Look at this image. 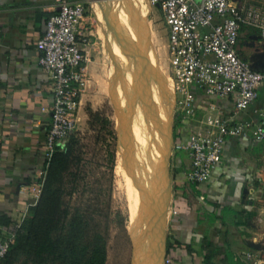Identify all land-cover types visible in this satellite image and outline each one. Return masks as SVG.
Instances as JSON below:
<instances>
[{
	"label": "crops",
	"instance_id": "obj_1",
	"mask_svg": "<svg viewBox=\"0 0 264 264\" xmlns=\"http://www.w3.org/2000/svg\"><path fill=\"white\" fill-rule=\"evenodd\" d=\"M234 1L240 7L264 5V0ZM109 3L110 0H86L81 31L90 37L88 83L77 111L79 133L89 128L88 107L103 110L113 73L111 65L121 55L120 38L124 40V30L118 21L123 16L131 18L129 9L119 12ZM145 5L150 21L165 29L163 44L169 55V30L162 12ZM57 8L56 0H0V216L6 215L13 226L24 224L34 207L22 187L46 171L44 144L54 99L52 80L39 63L42 53L38 43ZM241 34L247 36L239 39V54L252 63L264 54V40L252 28L243 27ZM123 49L121 62L126 47ZM197 97V119L186 123L176 116L180 124L173 127L166 261L264 264V141L230 137L222 161L207 183L193 185L186 177L191 165L188 147L193 128L206 127L202 122L207 114L243 122L251 129L256 127L257 111L264 105V87L258 100L239 113L235 112L233 97L215 99L198 94ZM248 253L252 257H246Z\"/></svg>",
	"mask_w": 264,
	"mask_h": 264
},
{
	"label": "built area",
	"instance_id": "obj_2",
	"mask_svg": "<svg viewBox=\"0 0 264 264\" xmlns=\"http://www.w3.org/2000/svg\"><path fill=\"white\" fill-rule=\"evenodd\" d=\"M57 11L48 19L38 43L39 63L52 80L54 102L44 144L45 159L64 149L77 133V111L87 87V48L89 35L81 31L86 0H56ZM158 7L169 30V61L177 117L192 123L197 119V94L206 98H235V112L248 109L264 87V72L255 70L238 51L243 27L255 29L264 40V5L240 7L234 0H147ZM259 123L249 128L243 122L224 120L207 114L206 127L193 128L188 149L191 165L186 172L189 183H207L221 163L225 143L230 137H252L264 141V105ZM46 171L39 179L24 185L35 206L43 191ZM21 223L14 225L20 229ZM16 241V235L0 229V259ZM246 257H252L246 254ZM170 261L167 260L168 264Z\"/></svg>",
	"mask_w": 264,
	"mask_h": 264
},
{
	"label": "rangeland",
	"instance_id": "obj_3",
	"mask_svg": "<svg viewBox=\"0 0 264 264\" xmlns=\"http://www.w3.org/2000/svg\"><path fill=\"white\" fill-rule=\"evenodd\" d=\"M145 3L147 4V0H110L109 3L119 12L120 9L121 11L126 9V12L129 9L132 19L123 16L118 21L124 30V40L120 38L121 55L111 65L113 73L103 107V110L110 115L118 135L112 207L114 211H122L125 222V228L117 224H109L102 228L109 248L107 264H133L135 250L137 252L140 248L141 250L137 253H143L145 257L150 258L155 252L157 258L155 263L166 264V214L167 206L170 208L172 201L170 157L172 159L173 127L178 112L174 99L169 55L163 44L162 34L165 33V29L163 25L160 28L159 24L150 21ZM155 8L158 9V7ZM246 36L247 34H241L240 39L244 40ZM123 46L126 47L125 59L121 62ZM123 102L130 108L131 116L124 130L125 135L121 136L118 108ZM159 119L164 121L165 136L160 132L162 124ZM87 133L88 129L82 132V134ZM89 137L84 141L87 161L84 168L80 170L90 171L86 180L89 188L85 186V189L88 191L99 189L96 194L101 195L100 198L103 201H107L101 191L110 185L111 164L103 145H95L92 135ZM125 144L133 148L132 153L124 154L127 152ZM96 180L98 183L95 182ZM79 189L81 190L82 186ZM96 194L91 195L90 192L91 196L78 197L74 204L88 202ZM160 220L162 223L159 222ZM152 229L157 230L152 231Z\"/></svg>",
	"mask_w": 264,
	"mask_h": 264
},
{
	"label": "trees",
	"instance_id": "obj_4",
	"mask_svg": "<svg viewBox=\"0 0 264 264\" xmlns=\"http://www.w3.org/2000/svg\"><path fill=\"white\" fill-rule=\"evenodd\" d=\"M87 113L88 133L73 134L65 148L57 149L47 160L43 191L30 210V218L15 229L6 215L0 216L1 231L16 235L15 243L0 264H107L109 248L102 228L109 224L125 228L122 211H114L112 207L118 135L104 110L88 107ZM175 121L180 124L179 119ZM91 135L95 145H103L111 164V183L101 191L107 201L96 194L99 189H85L89 188L86 180L90 171H80L87 161L84 141ZM90 192L96 194L92 200L74 204L78 197L91 196Z\"/></svg>",
	"mask_w": 264,
	"mask_h": 264
},
{
	"label": "bare ground",
	"instance_id": "obj_5",
	"mask_svg": "<svg viewBox=\"0 0 264 264\" xmlns=\"http://www.w3.org/2000/svg\"><path fill=\"white\" fill-rule=\"evenodd\" d=\"M129 104V103H128ZM129 106H130V104H129ZM119 117H120V123H118V124H120L119 125V133H120V135L121 136H123V135H125V132H124V130H125V128H126V126H127V121H128V119H129V116H131L130 115V113H131V110H130V108L128 107V106H126V104L123 102L120 106H119ZM166 113V112H165ZM131 120V119H130ZM159 121H160V123L162 124V127H161V133L165 136V133H164V128H163V126H164V121H163V119H159ZM160 125V124H159ZM166 130V129H165ZM164 136H162V137H164ZM123 137H121V139H122ZM162 139V138H161ZM165 139V138H164ZM123 141V140H122ZM125 142H126V139H125ZM159 142H160V140H159ZM162 142H163V140H162ZM128 143V142H127ZM165 143V142H164ZM131 144V143H130ZM125 146H127L126 147V151H127V153H132V151H133V148L128 144H125ZM133 146L135 147V144H133ZM163 146H164V144H163ZM122 147V146H121ZM124 152H125V149L123 150ZM160 152V151H159ZM141 154V153H140ZM159 154H161V153H159ZM140 156V155H139ZM155 156H156V154H155ZM162 156V155H161ZM142 157H143V155H142ZM141 157V158H142ZM155 159V158H154ZM153 159V160H154ZM151 160V159H150ZM154 164V163H153ZM159 166V165H158ZM157 168V167H156ZM153 172H156V171H153ZM154 174V173H153ZM163 188V187H162ZM155 200V199H154ZM155 202H157V201H155ZM148 204V203H147ZM160 206H161V204H160ZM160 208V207H159ZM161 209V208H160ZM159 209V210H160ZM163 209V208H162ZM161 209V210H162ZM158 211V210H157ZM164 211V210H163ZM160 212V211H159ZM158 213V212H157ZM161 215H162V213H160ZM163 215H164V213H163ZM160 216V215H159ZM152 217V216H151ZM150 218V217H149ZM152 219H153V217H152ZM151 221V220H150ZM155 222V221H154ZM159 222H161V220L159 221ZM153 223V222H152ZM162 223V222H161ZM151 226V225H150ZM149 226V227H150ZM155 226V225H154ZM157 226V225H156ZM160 227V226H159ZM165 228V227H164ZM153 230H157V229H152V231ZM149 232V231H148ZM159 232H161V230H159ZM152 233H154V232H152ZM155 233H156V231H155ZM155 235V234H154ZM147 237V236H146ZM157 238V237H156ZM158 239V238H157ZM153 240V239H152ZM159 240V239H158ZM157 240V241H158ZM154 249V248H153ZM139 251L141 250V248L140 249H138ZM158 250V249H157ZM139 251H137V252H139ZM136 252V250H135V258H134V263L133 264H154L156 261V253L154 252L151 256H150V258L148 257H145L144 255H143V253H137ZM142 252H143V250H142ZM156 264V263H155Z\"/></svg>",
	"mask_w": 264,
	"mask_h": 264
},
{
	"label": "water",
	"instance_id": "obj_6",
	"mask_svg": "<svg viewBox=\"0 0 264 264\" xmlns=\"http://www.w3.org/2000/svg\"><path fill=\"white\" fill-rule=\"evenodd\" d=\"M251 66L258 71H263L264 72V54L258 55L255 60L250 63ZM123 140V139H122ZM123 142V141H122ZM125 152L124 154H126ZM171 195V194H170Z\"/></svg>",
	"mask_w": 264,
	"mask_h": 264
}]
</instances>
